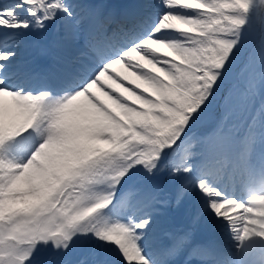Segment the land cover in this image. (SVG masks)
Returning a JSON list of instances; mask_svg holds the SVG:
<instances>
[{"label": "snow or ice", "instance_id": "1", "mask_svg": "<svg viewBox=\"0 0 264 264\" xmlns=\"http://www.w3.org/2000/svg\"><path fill=\"white\" fill-rule=\"evenodd\" d=\"M253 4L0 0V153L35 137L0 155V264H264ZM117 64L142 83L110 108L91 90Z\"/></svg>", "mask_w": 264, "mask_h": 264}, {"label": "rangeland", "instance_id": "2", "mask_svg": "<svg viewBox=\"0 0 264 264\" xmlns=\"http://www.w3.org/2000/svg\"><path fill=\"white\" fill-rule=\"evenodd\" d=\"M106 5H110V3L113 2H122V3H127L130 2V0H103ZM258 5H259V0H254V4H253V8H252V22L254 24V29L247 31V32H242L241 34V48H242V52L243 51H247L250 50L251 48H253V50L255 51V53H257V58H259V52H258V45H259V39H260V20H261V16L259 15L260 11L258 10ZM264 23V21H263ZM248 40H250L251 42H249ZM247 41V42H246ZM254 44L257 45L256 47H254ZM247 57H245L244 63L246 62ZM136 61L139 62V57L136 58ZM243 64H241L240 67H242ZM125 66V65H124ZM116 67H118L117 65L113 66V69L111 70L112 72H114L115 74H118L121 78H125L127 81H130L132 84L127 83L126 85L123 84V89L120 90L119 87H121V82L120 81H116L115 79H109L108 76L106 75V77L104 78V83H105V89H101L99 87H94L92 89L93 93L101 100L103 101L107 106H109L110 108H115L116 106L112 104V101L109 99V97L107 95H105V91L110 87L113 91H117L118 94H123L125 97L128 96V93L125 91L126 88H128L129 86L135 88V86L137 84H141L142 81L138 80L136 77V80L131 79L125 75H123L121 72H117ZM126 69H124V71H126L129 76L131 75V73H133L134 70H130L125 66ZM259 68V59L257 60V69ZM239 70V69H238ZM134 82V83H133ZM121 91V92H119ZM135 102V98L133 97L132 101H130V103ZM257 107H259V102L257 101L256 104ZM31 131V130H30ZM258 194H264V191L258 193ZM39 259H36V264H41V262H39Z\"/></svg>", "mask_w": 264, "mask_h": 264}, {"label": "bare ground", "instance_id": "3", "mask_svg": "<svg viewBox=\"0 0 264 264\" xmlns=\"http://www.w3.org/2000/svg\"><path fill=\"white\" fill-rule=\"evenodd\" d=\"M116 69H117V72H121L123 75H125V76H127V77H129L131 79L136 80V76L133 75V73H131V75L129 76V74L126 71H124V69H126L125 66H124V64H118V67H116ZM110 73H112L111 70H110ZM124 79L125 78H121V81H123L124 84H126V82L124 81ZM120 85H121V87H119V88H120V90H122L123 89V84H120ZM119 92H121V91H119ZM24 147H27V146L25 145ZM22 154L23 153L21 151H18L17 153L16 152H14V153H11V152L4 153V156L6 157V159H20L21 156H22Z\"/></svg>", "mask_w": 264, "mask_h": 264}]
</instances>
